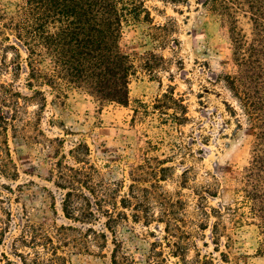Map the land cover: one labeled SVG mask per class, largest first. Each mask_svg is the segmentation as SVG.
Segmentation results:
<instances>
[{"label":"trees","instance_id":"1","mask_svg":"<svg viewBox=\"0 0 264 264\" xmlns=\"http://www.w3.org/2000/svg\"><path fill=\"white\" fill-rule=\"evenodd\" d=\"M202 4L220 18L221 33L232 50L229 69L218 73L215 80L225 83L254 130L250 158L237 179L234 193L241 196V203L258 222L262 235L258 253L264 255V0H202ZM130 17L152 20L144 0H20L14 10L0 0V73L12 75L11 81H0V175L13 181L19 178L11 156L10 135L50 151V180L63 192L61 209L71 222L48 225L33 222L26 215L22 233L13 244L14 255L21 264H68L65 248L69 246L87 253L97 247L103 255L108 233L114 243L111 264H135L131 253L117 239L115 228L120 222L131 218L145 225L164 223L168 242L181 228L187 203L180 191L172 193L163 186L176 174L175 167L170 165L173 159L151 154L160 141H145L138 161L129 165L127 177L107 180L102 168L92 162L86 141L76 140L66 151L64 136L51 137L41 128L47 92L54 93L56 103H60L66 97V88L75 86L101 103L129 104L130 83L137 66L122 49L120 39L123 23ZM242 19L248 28L243 26ZM148 55L157 56L146 52L144 57ZM138 57L144 59L143 55ZM46 58L53 69L42 66ZM142 65L154 71V61L145 59ZM23 73L26 78L21 82ZM31 106H36L33 117ZM139 112L158 113L177 126L190 119L184 98L176 96L172 85L156 99L153 111L140 102L135 109L136 114ZM189 171L187 167L180 176L187 179ZM214 179L212 187L193 190L201 216L198 226L205 231L211 218H215L210 225L213 242L218 247L225 240L224 246L230 248L233 237L224 221L225 214L233 224L240 222L242 214L238 207L208 203L223 188L218 178ZM4 210L6 220H0V264H14L2 246L15 215L11 209ZM18 244L25 249H19ZM197 264L213 261L199 255Z\"/></svg>","mask_w":264,"mask_h":264},{"label":"rangeland","instance_id":"2","mask_svg":"<svg viewBox=\"0 0 264 264\" xmlns=\"http://www.w3.org/2000/svg\"><path fill=\"white\" fill-rule=\"evenodd\" d=\"M2 2L14 10L20 0ZM144 3L152 20L137 21L130 17L123 23L120 39L122 49L137 66L130 83L129 104L101 103L75 86L66 88V97L60 103H56L54 93L47 92L41 128L51 137L64 136L66 151L74 141H86L92 162L102 168L107 180L127 177L129 165L138 161L148 139L155 143L160 141L158 149L151 154L172 157L170 165L175 167L176 174L163 182V186L172 193L180 191L187 203L184 220L180 222V230L171 236V242L166 239L164 223L155 221L145 225L131 218L120 222L115 228L117 239L123 249L131 253L135 264H197L199 255L202 259L208 256L213 264H264V255L258 253L262 239L258 222L241 203V196L234 193L237 179L250 158L254 130L225 83L215 80L218 73L229 69L232 52L229 40L221 33L220 18L209 12L202 0L177 3L144 0ZM242 24L246 28L249 26L245 19ZM163 25L164 28L158 27ZM146 52L157 56L144 57ZM145 59L154 61V71L143 67ZM42 66L54 67L49 58ZM21 77L24 82L26 73ZM11 80V74L0 73V81ZM169 85L188 106L190 119L186 123L177 126L170 118L163 120L158 113H135L140 102L153 111L156 99ZM35 110L36 106L29 108L31 117ZM53 119L54 122H50ZM67 132L74 134L67 135ZM9 145L19 178L13 181L0 175V183L5 184L0 186V197H3L0 220H6L4 209H11L15 215L2 249L14 264H21L14 255L13 244L22 233L26 215L33 222L48 225L71 222L61 209L63 192L50 180V151L11 135ZM187 167L190 171L186 179L180 175ZM214 176L223 188L218 197H210L208 203L216 207H238L242 214L236 224L225 214L224 221L233 237L230 248L224 246L225 240L218 247L213 242L210 225L215 218H211L205 231L198 226L201 216L197 212L193 190L212 187ZM155 211L158 214L157 208ZM108 239L103 255L100 254L102 249L97 247H93L92 253L80 252L72 246L65 248L68 264H111L114 249L111 233H108ZM17 247L25 249L22 244Z\"/></svg>","mask_w":264,"mask_h":264}]
</instances>
